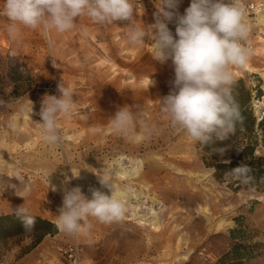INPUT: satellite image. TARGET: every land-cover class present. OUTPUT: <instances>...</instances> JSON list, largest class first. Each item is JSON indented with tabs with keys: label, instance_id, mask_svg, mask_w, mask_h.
<instances>
[{
	"label": "rangeland",
	"instance_id": "obj_1",
	"mask_svg": "<svg viewBox=\"0 0 264 264\" xmlns=\"http://www.w3.org/2000/svg\"><path fill=\"white\" fill-rule=\"evenodd\" d=\"M251 1L258 2L254 11L246 8ZM190 2L181 0L180 14ZM240 2L251 25L246 46L252 55L244 67L232 68L233 80L250 88L258 117L264 113V0ZM132 3L131 26L150 32L159 0ZM8 23L0 16V190L10 186L0 193V214L25 203L29 214L57 227L63 188L79 186L88 198L93 187L108 192L98 176L124 190L126 213L112 223L89 217L91 228L77 236L57 227L33 247L27 234L0 235V264H52L56 245L71 241L93 264H222L231 250L242 262L264 264V189L234 178L235 165L218 171L213 165H247L236 155L254 137V157L246 159L264 166V129L255 125L254 132L233 135L237 142L206 148L174 129L160 109L172 89V62H156L147 38L131 45L128 22L100 24L81 16L74 29L47 35L21 25L15 39ZM169 28L175 36V24ZM60 81L73 90L76 111L58 118L62 142L48 145L35 113L45 94H59ZM123 106L139 113L126 133L115 131L110 119Z\"/></svg>",
	"mask_w": 264,
	"mask_h": 264
},
{
	"label": "clouds",
	"instance_id": "obj_2",
	"mask_svg": "<svg viewBox=\"0 0 264 264\" xmlns=\"http://www.w3.org/2000/svg\"><path fill=\"white\" fill-rule=\"evenodd\" d=\"M181 0H159L153 14L150 32L131 26L135 18L132 0H2L0 16L6 17L7 33L15 39L20 26L64 33L74 29L81 16L94 23L128 22V41L142 45L151 41L154 60L160 64L171 60L174 80L168 95L160 99V109L174 129L182 130L197 143L208 144L213 135L228 139L242 117L239 105L231 94L234 66L244 67L252 55L246 46L251 25L244 19L245 9L240 0H191L184 14L178 11ZM175 24V36L169 24ZM51 46V41H49ZM151 79L150 85H155ZM58 95L45 94L34 122L42 140L48 145L62 142L58 118H71L76 111L73 90L60 81ZM31 115L33 103L30 101ZM131 107H120L111 119V127L126 133L138 119ZM223 154L224 150H218ZM226 163L228 161H225ZM250 168L238 166L230 174L247 182ZM108 192L90 188L88 198L81 187H64L62 206L58 209L57 227L65 234L77 236L91 228L89 217L101 223L121 220L126 213L123 199L107 176H98ZM66 177L64 184L67 185ZM5 185L0 193L3 192ZM55 191V187L52 189ZM22 197V196H21ZM25 231L35 228L36 218L29 214L25 203L15 210Z\"/></svg>",
	"mask_w": 264,
	"mask_h": 264
},
{
	"label": "trees",
	"instance_id": "obj_3",
	"mask_svg": "<svg viewBox=\"0 0 264 264\" xmlns=\"http://www.w3.org/2000/svg\"><path fill=\"white\" fill-rule=\"evenodd\" d=\"M231 94L239 105L242 119L237 122L234 133L231 134L228 139L220 140L217 138H212V141L206 144L205 148L209 146L221 147L232 142H237V140H234L232 138L233 135L240 133V131H244L247 133L254 132L255 125H257L260 129H264V113H262L258 117H256V115L254 114L250 102L251 90L245 85L243 79L233 80V84L231 85ZM255 145L256 141L254 140V137H249L248 141L245 142L244 146L242 147L240 153L236 155V158L242 159L245 162L244 164H247V166L250 168V172L247 177L249 183H251L258 189H264V166L252 167V165L249 164L248 159H246V155H249L251 158L254 157L253 152ZM213 165L216 167L217 171L221 168H224L225 166H241V164H238L236 166V164L232 161H230L229 163H213ZM30 215L36 218L35 228L32 231H25L21 220L16 216L15 212L0 214V235H5L9 238L16 235L27 234L33 238V241L30 245V247H33L46 234H52L57 231V227L52 221L39 215ZM229 253L230 255H233V257L231 259H223L222 264H251L249 262H242V260L239 259V254L234 250H231V252ZM224 257H226V254Z\"/></svg>",
	"mask_w": 264,
	"mask_h": 264
},
{
	"label": "built area",
	"instance_id": "obj_4",
	"mask_svg": "<svg viewBox=\"0 0 264 264\" xmlns=\"http://www.w3.org/2000/svg\"><path fill=\"white\" fill-rule=\"evenodd\" d=\"M248 10L254 11L258 8L257 1H251L246 4ZM58 256L52 264H93L82 255V248L76 241L56 245Z\"/></svg>",
	"mask_w": 264,
	"mask_h": 264
},
{
	"label": "bare ground",
	"instance_id": "obj_5",
	"mask_svg": "<svg viewBox=\"0 0 264 264\" xmlns=\"http://www.w3.org/2000/svg\"><path fill=\"white\" fill-rule=\"evenodd\" d=\"M125 172V171H124ZM127 172V171H126ZM127 174V173H126ZM128 177V176H127ZM117 187V186H116ZM129 189V188H128ZM117 191H118V195L120 196V198L121 199H123V197L126 195L125 193H124V190H123V192L122 191H120L119 189H117ZM90 195V194H89ZM133 195V194H132ZM131 195V196H132ZM138 195V194H137ZM130 196V195H129ZM135 196V195H134ZM151 199H152V197H151ZM139 205V204H138ZM138 210V209H137ZM135 213H136V211H135ZM136 216V215H135ZM137 216H138V213H137ZM143 216V215H142ZM145 216V215H144ZM134 217V216H133ZM138 218V217H137ZM138 220V219H137ZM143 220V219H142Z\"/></svg>",
	"mask_w": 264,
	"mask_h": 264
}]
</instances>
